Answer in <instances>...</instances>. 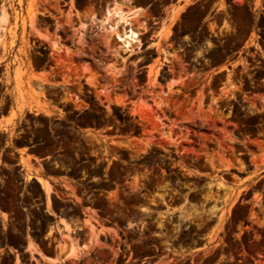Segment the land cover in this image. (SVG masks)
I'll list each match as a JSON object with an SVG mask.
<instances>
[{
	"label": "rangeland",
	"instance_id": "rangeland-1",
	"mask_svg": "<svg viewBox=\"0 0 264 264\" xmlns=\"http://www.w3.org/2000/svg\"><path fill=\"white\" fill-rule=\"evenodd\" d=\"M133 1L127 22L107 15L129 1L0 0V112H21L0 133V248L18 264H264V0ZM25 146L51 192L23 182Z\"/></svg>",
	"mask_w": 264,
	"mask_h": 264
},
{
	"label": "crops",
	"instance_id": "crops-1",
	"mask_svg": "<svg viewBox=\"0 0 264 264\" xmlns=\"http://www.w3.org/2000/svg\"><path fill=\"white\" fill-rule=\"evenodd\" d=\"M117 1H122V0H113L114 2ZM125 3H128V1L130 2V5L133 7H136L134 9H130L131 13L134 11V13H132L133 15H137L138 14V8L143 9L142 7H140L139 5H133L134 1L133 0H123ZM178 1H182L181 5H186L188 4L190 1L192 0H177ZM129 5V4H128ZM177 3H172L170 4L166 10L167 11H173V10H177L178 8ZM13 23H11L10 19L8 18V22H7V17L5 18V20H0V38L4 37L7 41H10L11 38V34H10V27ZM4 66L5 65V61L4 59H0V66ZM20 104V102H19ZM17 117H15V119H12V112L11 110L8 109V111L6 113L4 112H0V133H5L7 134V136H9L10 130L13 126V122H17V120L19 121L20 117H21V112L19 109V105H17ZM8 146V142L6 143H2V150ZM29 147L30 146H25V147H16L15 148V153L17 155V162L15 163L16 166L19 167L20 173L23 177V182L26 183L27 181H34L37 182L38 184H40V186L42 188H44V185L42 183V180H45L49 183L50 185V191L51 192V182L48 181L47 179V175L43 173V171H41L37 165L38 161H47L48 157L47 156H41L38 159L36 157L32 156V153L29 151ZM28 160L31 161V164L33 166L32 169H29V167L27 166ZM3 166V163L0 161V168ZM1 181H0V231L2 233H8L9 232V228H10V224H11V213L9 211H7L6 209H4L1 205ZM46 189V188H44ZM47 192V190H46ZM47 192V193H49ZM67 229L65 228V231ZM24 238H25V249L24 251L28 252V253H32L31 251H33V249L35 248L37 250V252L35 254H39V250L37 249V246L35 244V242L33 241V239L31 237H29V234L27 233V231H24ZM31 244V247L29 248V245ZM1 252H6L9 254H12L14 256V264H18L17 260H16V256L18 254L17 248H12L11 246H7L5 248H0V253Z\"/></svg>",
	"mask_w": 264,
	"mask_h": 264
},
{
	"label": "bare ground",
	"instance_id": "bare-ground-1",
	"mask_svg": "<svg viewBox=\"0 0 264 264\" xmlns=\"http://www.w3.org/2000/svg\"><path fill=\"white\" fill-rule=\"evenodd\" d=\"M130 11H126L123 7L121 6H117L116 9H114L113 11H109L108 16H116L119 17L121 20H126L128 22V20L130 19V15L132 13H134V11L132 13H129ZM110 18V17H109ZM127 26V25H126ZM113 29H115L114 26H111ZM129 27V26H128ZM111 29V30H113ZM113 32H115L113 30ZM123 34V33H122ZM120 34L119 32H117V36L120 40H122L125 44H130L131 40H134L138 37V32L136 30H134L133 28H127V30L125 31V35L126 37H123V35ZM124 35V36H125ZM42 183L44 185V188H46L45 190H47V192L50 191V185L47 181L42 180Z\"/></svg>",
	"mask_w": 264,
	"mask_h": 264
}]
</instances>
